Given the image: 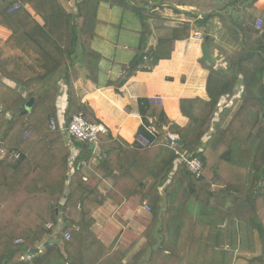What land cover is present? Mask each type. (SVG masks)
Returning <instances> with one entry per match:
<instances>
[{
	"label": "trees",
	"instance_id": "16d2710c",
	"mask_svg": "<svg viewBox=\"0 0 264 264\" xmlns=\"http://www.w3.org/2000/svg\"><path fill=\"white\" fill-rule=\"evenodd\" d=\"M68 1L0 0V27L11 32L9 43L22 53L3 58L0 46V149L20 155L14 162L0 160V264H123L126 254L105 248L88 227L87 215L107 198L119 206L135 208L144 201L149 207L151 220L141 234L146 243L125 264H232L237 246L254 251L252 237H239L234 223L249 234L256 231L260 240V253L246 264H264V225L259 217V200L264 199V20L257 29L246 12L257 0H248L233 16H219L221 38L231 41L232 50L206 36L199 63L208 72L207 100L181 99L184 123L168 128L183 143L179 151L201 162L199 177L159 142L166 135L160 126L165 119L161 102L142 100V119L154 123V135L138 136L130 145L110 133L100 134L99 152L82 150L87 165L112 179L107 197L82 181V159L71 157L60 133L78 112L98 123L93 111L76 98L74 84L79 76L76 65L89 72L91 81L99 74L102 57L94 42L101 25L100 3L132 13L141 24L140 57L125 68L127 77L138 71L143 56L155 66L171 56L175 41L190 36V24L182 23L171 30L170 38L147 48L150 21L160 19L161 5L175 13L177 6L201 12L214 6L211 0H73L69 7ZM154 1L161 5L153 6ZM196 24L202 27L204 21ZM213 50L224 69L212 66ZM63 92L67 106L60 114L57 101ZM31 98L33 107L22 115ZM147 177L154 180L148 189ZM75 196L82 205L81 218L64 220L67 228L53 242L58 207L68 206ZM35 249L31 260H21Z\"/></svg>",
	"mask_w": 264,
	"mask_h": 264
},
{
	"label": "crops",
	"instance_id": "0c3cea01",
	"mask_svg": "<svg viewBox=\"0 0 264 264\" xmlns=\"http://www.w3.org/2000/svg\"><path fill=\"white\" fill-rule=\"evenodd\" d=\"M211 1L214 6L212 11L201 12L195 7L177 6L178 13L170 10L167 5H161L157 1L152 2L153 6L161 5V8L157 9L160 19L150 21L151 38L147 46L148 49L155 48L159 40L170 38L171 30L182 23L190 24V36L188 39L175 41L168 59L160 60L150 70L145 67L148 63L140 62L138 71L129 77L126 76L124 80L119 78V72L124 71L131 63L133 66L136 65V57H140L137 48L141 24L132 13L123 11L119 7H111L107 3H100L98 19L101 25L98 30L99 37L94 42L95 51L102 57L99 74L95 81H91L89 72L76 65L79 76L74 88L76 98L93 111L95 119L107 129V133H110L112 137H120L128 144L133 145L138 136H145L143 125L146 123L140 112L142 100L157 99L161 102L165 119L160 123V126L165 134H176L168 130L171 123H184L179 109L181 99L201 98L207 100L205 85L208 72L199 63V59L203 56L205 38L207 35L214 37L224 48L232 50L231 41L227 37L221 38L224 32L219 28V16H233L236 8L248 4V0L236 2V5L228 0ZM72 3L73 0H70L67 5L72 7ZM28 11L32 14L30 9ZM246 12L255 22L257 18L264 20V0H257L251 8L246 9ZM34 18L39 23L41 22L38 17L34 16ZM199 21H204L202 27L197 26L196 23ZM195 34L201 35L202 40L196 39ZM10 35V31L0 27V46L3 50V58L9 56L8 54L11 56L22 55L21 51L14 50L12 43H9ZM212 56L214 59L212 66L224 69L225 64L221 62V57L216 50L212 51ZM24 61L28 62L26 58ZM4 83L12 86L18 92L21 91L20 87L7 80H4ZM66 106V94L63 92L57 101L60 114H63ZM61 135L71 157L73 159L81 157L82 159L81 164L84 166L82 181L92 187L96 186L98 192L103 197H107L113 185L112 179L104 178L101 170H94L87 165L85 163L86 154L82 151L84 148L77 147L74 143L76 141L67 135L62 133ZM162 139L159 141L160 143H162ZM96 149L99 152L98 146ZM92 151L95 152L94 149ZM153 181L152 177H147L144 180L146 189L152 185ZM262 185L264 187V181ZM262 201L264 199L261 198L259 200L260 210ZM144 205L146 203L143 201L135 208L130 205L119 206L107 198L98 209L90 211L87 215L91 217L88 224L89 230L96 239L112 252L126 254L122 260L123 264L135 256L146 243V239L141 237V234L147 229L151 215L144 209ZM81 209L82 205L78 196L71 198L68 206L58 207V232H54L55 234L52 235L53 242H56L57 234L63 233L62 230L67 228V223L64 220L68 219L69 222L80 220ZM262 224L264 225L263 221ZM234 225L239 237L251 236L253 240V252L237 246L234 253L232 264H246L250 257L260 253V240L256 231L249 234L239 224L234 223ZM147 257L148 254L143 260H147Z\"/></svg>",
	"mask_w": 264,
	"mask_h": 264
},
{
	"label": "built area",
	"instance_id": "2783aa9c",
	"mask_svg": "<svg viewBox=\"0 0 264 264\" xmlns=\"http://www.w3.org/2000/svg\"><path fill=\"white\" fill-rule=\"evenodd\" d=\"M229 2H239L243 0H228ZM13 8L16 9L18 8L17 4L13 5ZM263 25V19L262 18H257L255 22V26L257 29H260ZM198 40H202V36L199 34H195L194 36ZM143 62L148 63L149 60L147 56L142 57ZM148 70L152 68V65H147L145 66ZM126 77V73L124 71L119 72V78H124ZM50 128L52 131L56 130V125L53 120H50ZM145 132L149 135H154L156 128L154 123H150L146 126H143ZM60 132L62 134L67 135L68 137L72 138L76 142L80 144H85V145H91L93 146V149L95 152H97V146H98V141H99V136L100 134H106L107 129L100 123H91L89 122L85 116L81 113L78 112L74 114L68 124L66 126L60 127ZM146 141V140H143ZM180 141L178 135L176 134H171V133H166L165 137L162 140V143L166 144L170 148H172L175 153L183 159L185 162L186 169L191 172L193 175L196 177H199L200 170H201V162L192 156H190L188 153L185 152H180L178 149V142ZM19 153L18 152H12L9 153L7 150L0 149V160L6 159L8 157L9 161H16L19 158ZM78 207H80L78 205ZM144 209L149 211V207L147 205H144ZM75 230L77 229L76 227H73ZM47 230L50 231V226L47 225ZM70 237L69 234H65V239L68 240ZM16 243H20V241H16ZM33 258L32 254H26L21 257L22 261H29Z\"/></svg>",
	"mask_w": 264,
	"mask_h": 264
},
{
	"label": "water",
	"instance_id": "95a60500",
	"mask_svg": "<svg viewBox=\"0 0 264 264\" xmlns=\"http://www.w3.org/2000/svg\"><path fill=\"white\" fill-rule=\"evenodd\" d=\"M33 104H34V99H33V98L29 99V100L25 103V105H24V110H23V112H22V115L25 114V113H27V112H29V111L31 110V108L33 107ZM0 139H1V137H0ZM74 143H75V145H76L77 147H82V148H84V149H89L90 151L93 150V146H91V145L87 146V145H85V144H80V143H78V142H74ZM178 145H179V146H182L183 143H182L181 141H179V142H178ZM5 160H8V157H6ZM65 229H66V228H64V229L62 230V232H64ZM37 252H38V249H35V250L30 251L29 253H30V254H35V253H37Z\"/></svg>",
	"mask_w": 264,
	"mask_h": 264
},
{
	"label": "rangeland",
	"instance_id": "374dc122",
	"mask_svg": "<svg viewBox=\"0 0 264 264\" xmlns=\"http://www.w3.org/2000/svg\"><path fill=\"white\" fill-rule=\"evenodd\" d=\"M136 20H137V18L136 17H134ZM261 207H262V209L260 210V212H259V217L261 218V220L264 222V201H262V203H261ZM261 221V222H262Z\"/></svg>",
	"mask_w": 264,
	"mask_h": 264
}]
</instances>
